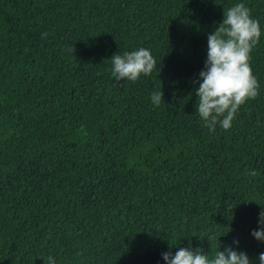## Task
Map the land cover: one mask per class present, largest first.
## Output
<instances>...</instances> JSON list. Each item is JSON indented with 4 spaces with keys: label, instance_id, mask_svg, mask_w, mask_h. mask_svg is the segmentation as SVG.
<instances>
[{
    "label": "trees",
    "instance_id": "16d2710c",
    "mask_svg": "<svg viewBox=\"0 0 264 264\" xmlns=\"http://www.w3.org/2000/svg\"><path fill=\"white\" fill-rule=\"evenodd\" d=\"M239 3L261 27L259 96L210 132L193 81ZM139 48L156 69L117 81L112 55ZM262 208L264 0H0V264H166L228 245L260 264Z\"/></svg>",
    "mask_w": 264,
    "mask_h": 264
},
{
    "label": "clouds",
    "instance_id": "9594fccd",
    "mask_svg": "<svg viewBox=\"0 0 264 264\" xmlns=\"http://www.w3.org/2000/svg\"><path fill=\"white\" fill-rule=\"evenodd\" d=\"M47 35L41 33L42 38ZM260 37V23L243 3L223 10L222 22L214 32L209 33L207 59L193 83L199 85L195 89L198 101L195 104L196 111L210 132H215L218 124L224 130L231 129L239 108L259 96V83L253 74L250 60L251 52ZM111 60L112 76L117 81L126 79L136 82L141 75L150 76L157 67L155 58L146 48L125 52L123 55L114 53ZM151 102L157 107L164 102L161 88L151 94ZM247 174L254 177L256 171ZM258 225L251 235L257 241L264 242V208L259 213ZM238 243L234 239L233 244ZM162 256L166 264H250L248 255L234 250L231 245L225 246L224 251H217L211 258L199 247L194 250L190 247L179 248L175 255L168 251L162 253ZM43 259L45 264H56L52 256ZM258 259L260 264H264V252L259 254Z\"/></svg>",
    "mask_w": 264,
    "mask_h": 264
}]
</instances>
